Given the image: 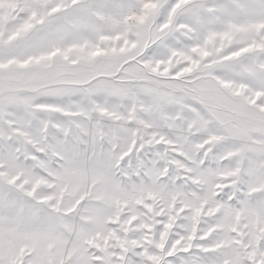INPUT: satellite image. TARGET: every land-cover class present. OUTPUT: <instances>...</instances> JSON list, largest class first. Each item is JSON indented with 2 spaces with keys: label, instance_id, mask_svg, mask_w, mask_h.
<instances>
[{
  "label": "snow or ice",
  "instance_id": "snow-or-ice-1",
  "mask_svg": "<svg viewBox=\"0 0 264 264\" xmlns=\"http://www.w3.org/2000/svg\"><path fill=\"white\" fill-rule=\"evenodd\" d=\"M0 264H264V0H0Z\"/></svg>",
  "mask_w": 264,
  "mask_h": 264
}]
</instances>
